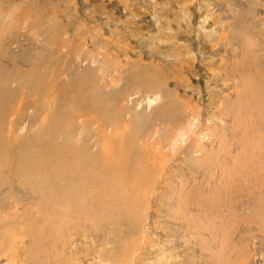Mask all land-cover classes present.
<instances>
[{"label": "rangeland", "instance_id": "obj_1", "mask_svg": "<svg viewBox=\"0 0 264 264\" xmlns=\"http://www.w3.org/2000/svg\"><path fill=\"white\" fill-rule=\"evenodd\" d=\"M263 131L264 0H0V264H264Z\"/></svg>", "mask_w": 264, "mask_h": 264}, {"label": "bare ground", "instance_id": "obj_2", "mask_svg": "<svg viewBox=\"0 0 264 264\" xmlns=\"http://www.w3.org/2000/svg\"><path fill=\"white\" fill-rule=\"evenodd\" d=\"M253 86V85H252ZM113 103V102H112ZM151 102L149 101V103L148 104H150ZM262 104V103H261ZM104 107V106H103ZM106 114V113H105ZM264 132V131H263ZM258 134H260V136L261 137H263V135H261L262 133H258ZM256 136V135H255ZM256 137H258V136H256ZM261 137H258V139L256 140L257 141V143H261V141H262V138ZM112 141V140H111ZM110 141V142H111ZM112 143V142H111ZM254 145V144H253ZM259 145V144H258ZM111 146H112V144H111ZM254 147V146H253ZM251 148V147H250ZM111 149H113V147H111ZM118 149V148H117ZM113 152V151H112ZM120 152V151H119ZM125 153V150L122 148L121 149V155H120V158L122 159L124 156H123V154ZM107 155V154H106ZM118 156V155H117ZM116 157V156H115ZM262 158V157H261ZM120 159V160H121ZM244 160V159H243ZM104 161H105V165L107 166V167H109V168H113V162L108 158V156H106L105 157V159H104ZM119 161V160H118ZM44 162V161H43ZM120 162V161H119ZM124 162V161H123ZM117 163V162H116ZM122 163H120V165H121ZM260 165V164H259ZM115 166V165H114ZM117 167V166H116ZM121 167H123L122 165H121ZM136 168V167H135ZM114 169V171H117L115 168H113ZM112 169V170H113ZM119 171V170H118ZM133 173V172H132ZM135 173V172H134ZM137 173V172H136ZM125 174V172H124V169H121L118 173H117V177L116 178H112V180H111V183L112 184H116V182H117V184H123V183H120V181L121 180H123V175ZM133 176V182H135L136 183V180H137V176L136 175H132ZM124 181V180H123ZM112 186V185H111ZM125 187H126V184H125ZM129 188V187H128ZM128 188H126V189H128Z\"/></svg>", "mask_w": 264, "mask_h": 264}]
</instances>
